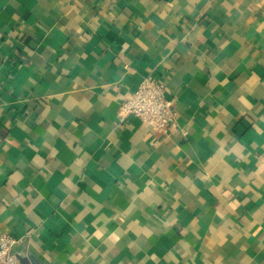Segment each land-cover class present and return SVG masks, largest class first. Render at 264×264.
I'll return each instance as SVG.
<instances>
[{
  "label": "crops",
  "instance_id": "0c3cea01",
  "mask_svg": "<svg viewBox=\"0 0 264 264\" xmlns=\"http://www.w3.org/2000/svg\"><path fill=\"white\" fill-rule=\"evenodd\" d=\"M159 77L176 123L122 103ZM38 264H264V0H0V235Z\"/></svg>",
  "mask_w": 264,
  "mask_h": 264
},
{
  "label": "built area",
  "instance_id": "2783aa9c",
  "mask_svg": "<svg viewBox=\"0 0 264 264\" xmlns=\"http://www.w3.org/2000/svg\"><path fill=\"white\" fill-rule=\"evenodd\" d=\"M129 114L147 122L154 131L166 133L176 123L173 101L167 96L164 82L150 74L121 105L120 116ZM14 237L0 235V264H24L14 250Z\"/></svg>",
  "mask_w": 264,
  "mask_h": 264
},
{
  "label": "water",
  "instance_id": "95a60500",
  "mask_svg": "<svg viewBox=\"0 0 264 264\" xmlns=\"http://www.w3.org/2000/svg\"><path fill=\"white\" fill-rule=\"evenodd\" d=\"M22 262L24 264H38L35 260H33L31 257L21 258Z\"/></svg>",
  "mask_w": 264,
  "mask_h": 264
}]
</instances>
